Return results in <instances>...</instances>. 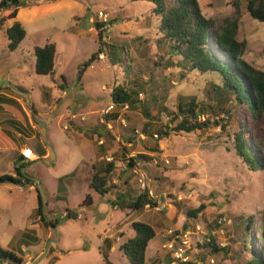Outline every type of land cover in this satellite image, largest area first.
Here are the masks:
<instances>
[{
    "label": "rangeland",
    "instance_id": "1",
    "mask_svg": "<svg viewBox=\"0 0 264 264\" xmlns=\"http://www.w3.org/2000/svg\"><path fill=\"white\" fill-rule=\"evenodd\" d=\"M75 1L81 6L72 15L67 30L49 31L50 36L45 33L27 36L13 51L7 48L5 33L7 23L4 18L8 11L0 13V19H4L0 25V83L11 88V85L21 86L25 88L23 92L29 93L26 97L17 90H14L16 93L10 92L17 97L28 117L31 115L29 104L36 108L35 121L42 120L46 132L39 123L33 127L43 134L49 152L43 163H31L21 170L32 185L19 184L21 181L0 182V246L16 251L14 236L33 228L40 237L39 242L25 248L22 264H106L101 253L104 247L102 236L117 226L114 237L118 236V241L115 249L107 255L112 264H126V257L119 247L133 235L131 222L139 220L149 224L160 222L163 227L151 240L153 243L150 242L148 264L156 263H152L154 256H150L154 248L162 254L168 253L162 244L171 229L190 232V264H198L195 262L196 254L204 236L209 233L219 247L226 249L213 257V264H246L251 237L253 244H257L255 237L263 225L264 172L249 169L235 151L232 134L241 115L237 114L232 101L224 106L229 110L228 114L209 116L210 122H219L217 125L210 124L190 133L172 132L159 141L161 153L149 152L154 160L145 165L147 171L141 164L135 172L132 171L131 187L146 188L157 200L155 208L120 211L107 202L111 195L99 196L88 187L94 162L115 158L116 166L123 167L128 156L146 153L147 146L152 144V140L143 144L139 141L124 144L119 140L126 124L139 133L144 118L138 110L114 106L107 114H116V119L109 117V121L105 120L103 110L111 103L110 88L114 82L123 79L127 65L132 64L135 74L142 73L144 81L152 74L149 89L153 93H165L161 91L167 83L163 78L169 79L165 88L169 111L174 109L179 95H198L199 99L207 100L204 94L214 79L211 75L195 71L183 72L170 62L164 66L153 64L167 46L155 44L161 36L159 20L151 12V3L147 0ZM197 1L205 17L214 19L216 25H220L223 18L233 16L235 4L238 5L236 38L246 44L242 59L264 70V23L250 17L246 10L247 0ZM99 10L107 14L110 26L109 30L101 32L100 41L95 27V22H99L96 18ZM46 39L56 45L55 69L50 76L37 75L33 69V46L43 45ZM102 43L104 58L99 60L96 56L82 78L78 79V65L98 47L102 48ZM124 50L132 59L128 64L120 60ZM130 78L136 76L130 74ZM140 98L145 99L147 95L141 94ZM169 118L163 116L162 120L169 122ZM179 121V117L175 118L173 124ZM93 128L104 135L103 139L93 134ZM251 132L264 152V122L252 125ZM138 137L145 139L140 133ZM99 146H103L104 152L98 149ZM122 146L127 148L126 152L122 151ZM13 150L0 149V176L14 175L16 152ZM36 159L34 156L31 160ZM75 169L74 175L58 181ZM153 176L158 179H153ZM37 192L44 203V219L46 222L56 220L54 227L44 228L36 215H30L37 206ZM86 194L91 196L92 204L80 206ZM55 195L60 197L56 201ZM201 203L205 205L203 211L196 218L185 221V211ZM66 209L75 211L78 216L64 218ZM248 217H251L252 225L244 240L239 224L246 223ZM225 219L232 221L229 223ZM182 222L186 229L180 227ZM161 264H168L166 258H162Z\"/></svg>",
    "mask_w": 264,
    "mask_h": 264
},
{
    "label": "trees",
    "instance_id": "2",
    "mask_svg": "<svg viewBox=\"0 0 264 264\" xmlns=\"http://www.w3.org/2000/svg\"><path fill=\"white\" fill-rule=\"evenodd\" d=\"M147 1L151 3V12L159 20L158 31L161 36L155 40V44L158 46L166 44L167 46L164 53L158 56L159 60H154L153 64L164 66L170 62L172 65L180 67L183 72L195 71L199 74L211 75L214 80H211L212 83L210 82L205 91L204 96L207 100L199 99L198 95H179L174 109L171 111L168 110L166 104L168 95L165 88L169 85V79L166 76H164L163 82L167 83L161 90L165 93L158 94L149 89L152 74H149L144 81L142 73L135 74L132 64L127 65L123 70V79L113 83L109 95L111 103L115 107H123L126 104L129 109L138 110L144 118L139 129V133L145 136L144 140L138 137V130L128 124L119 134V140L124 144H132L135 141L143 144L144 141L151 142L150 140H152V144L146 148L148 152L127 157L123 167L116 166L115 158L109 161L98 160L97 163L94 162L91 165L88 187L99 196L111 195L112 198H108L107 202L112 208L120 211H139L146 207L155 208L158 205L157 200L150 196L146 188L131 187L135 169L141 164L142 169L147 171L145 165L154 160L149 152L155 155L161 153L159 141L168 137L172 132L190 133L196 129H204L210 124L217 125L219 122H210L209 116L218 117L222 113L228 114L229 110H226L224 106L231 101L234 102V109L238 110L237 114L241 115L232 134L235 151L242 157L249 169L264 172V152L259 148L254 133L251 132L252 125L264 122V70H260L242 59L246 44L245 41H239L236 38L239 18L238 5L235 4L233 16L223 18L222 23L216 25L214 19L205 17L197 0ZM21 5H23L22 0H0V13L9 11L6 18H14L17 8ZM246 10L250 17L264 23V0H247ZM4 19H0V25ZM103 24L104 22H95L99 41L102 36L98 29ZM5 33L8 40L7 48L10 51L16 49L25 36V30L16 20L6 28ZM100 51L101 48L98 47L78 65V79H81ZM55 52L56 46L53 42H46L42 46L34 47L35 74L51 75L54 72ZM109 54L111 55V53ZM120 60L128 64L132 59H129L124 50V56ZM130 74L136 78H130ZM182 76L183 74H181ZM61 78L64 79L63 76ZM14 89H18L19 92L25 91V88L18 85H14V88L9 85L0 86V148L14 147L15 142L18 141L41 160H44L43 156L46 152L44 137L36 127H33V125H38L34 118L37 110L32 104H29L31 115L28 117L17 97L10 93H16ZM141 94L147 95V98H140ZM163 116H170L169 122H163ZM112 117L116 119V114ZM178 117L180 121L173 124L174 119ZM105 119L108 120V114ZM220 126L223 128L224 125ZM107 134L110 135L109 132ZM121 149L124 152L127 151L125 146H122ZM14 150L16 152V160L13 165L14 175H1L0 182L31 183L29 178L24 177L21 170H24L26 165L31 164L32 161L26 160V157L19 153L18 148L14 147ZM75 172L76 169L60 177L58 181L64 177L65 179L71 177ZM152 178L158 179L157 176ZM59 198L58 195L54 196L55 201ZM91 204L92 198L86 194L80 206H90ZM43 205L42 197L37 192V206L31 216L36 215L44 228L54 227L57 221H45ZM204 208L205 205L201 203L196 208L187 209L185 221L191 217L196 218ZM77 216L75 211L65 210L64 218L74 219ZM251 225V217H248L246 223L239 224L244 240L249 235ZM131 228L133 235L122 242L120 250L128 264H148L146 254L149 243L159 235L163 228L162 224L160 222L149 224L135 220L131 222ZM182 228L186 229V224L183 223ZM24 231L17 252L0 246V262L23 263L25 248L39 242V238L34 235L33 228H27ZM177 232L175 231V233ZM169 237L167 235L166 240H163L166 242ZM255 240L257 244H253L251 237L246 264H264V214L260 234L255 237ZM199 248L196 257L200 260L195 258V262L199 261L200 264H213V257L226 251L225 248L219 247L211 233L204 236V241ZM101 253L105 262L112 264L108 259L107 252L101 250ZM188 263L190 264V262L184 264Z\"/></svg>",
    "mask_w": 264,
    "mask_h": 264
},
{
    "label": "crops",
    "instance_id": "3",
    "mask_svg": "<svg viewBox=\"0 0 264 264\" xmlns=\"http://www.w3.org/2000/svg\"><path fill=\"white\" fill-rule=\"evenodd\" d=\"M79 6H81V4L79 2H76L75 0H26L25 2H23V5H21L20 7L17 8L15 17L14 18H6L5 23H7V27H9L13 23V21H15V20L20 22L23 29L25 30L24 38H26L27 36L39 35L42 33H45L46 36H50V34H48L49 31L52 32L55 30V31H63L64 32L65 30H67V28L69 26L68 24H69L71 18H73L72 15L75 13V11L77 9H79ZM65 7H67V13H65ZM8 13H9V11H8ZM6 16H7V14H6ZM89 22H91L90 18H89ZM7 27H5V28H7ZM45 41L48 42L47 39ZM34 47L35 46H33V49H34ZM33 66H34V64H33ZM33 69H34V67H33ZM59 75H60V73L58 74V76ZM47 76H50V75H47ZM60 78H61V76H60ZM0 84H2V83H0ZM2 85H7V84H2ZM2 85H0V86H2ZM11 86H12V88H14L13 85H11ZM47 87H50V86H47ZM14 90L18 91V89H14ZM26 93L29 94L28 92H26ZM112 115H114V114L111 113L108 115V121H109V117H111ZM6 117L8 118V116H6ZM34 117H35V115H34ZM107 125L110 126L111 124H109L107 122ZM92 131H93V134L95 136L103 139L104 135L102 136L99 131L95 130V128H93ZM14 146L16 148H18L19 153L22 152L23 155L27 151H30L26 146L21 145L18 141L15 142ZM0 149H2V150H4V149H10L11 150L12 149L13 150L14 148H0ZM98 149L100 151L104 152L103 146H99ZM24 151H26V152H24ZM32 154L35 157H37V159H40L34 153H32ZM48 155H49V152L46 149V152H45V155L43 156V158H47ZM31 161L33 164V160H31ZM19 184H22V181L19 182ZM29 184L32 185V183H29ZM182 223L179 224L180 227L182 226ZM116 230H117V226L111 227L108 231L104 232V235L102 236V245L104 247H102L103 248L102 250H104L106 252H111L115 249V243L118 241L117 240L118 236L114 237L116 235ZM24 233H25V231H21L19 234L14 236V237H16V240H17L16 241L17 247H16L15 252H17L18 247H20V245H21L20 239L24 235ZM34 235H36V233ZM37 237L40 238L39 236H37ZM104 239H106V240L104 241ZM151 243H153V242H151ZM149 245H150V243H149ZM152 249H153V247H152ZM148 254H149V251L147 249V254H146L147 259L149 257ZM53 256H56V255L54 254ZM150 256L151 257L154 256L152 259V263L156 262L155 264H161L162 258H166L168 264H175L176 263L175 261H173V259L170 257V255L168 253L162 254V253L156 251L155 248L153 249V252ZM126 264H128L127 259H126Z\"/></svg>",
    "mask_w": 264,
    "mask_h": 264
},
{
    "label": "built area",
    "instance_id": "4",
    "mask_svg": "<svg viewBox=\"0 0 264 264\" xmlns=\"http://www.w3.org/2000/svg\"><path fill=\"white\" fill-rule=\"evenodd\" d=\"M96 18L100 21V22H104L103 25H101L99 27V31L102 32L104 30H109L110 26L109 23L107 21V14L104 13L103 11L99 10L96 12ZM104 52H105V47H104V43H102V48L101 51L97 54V59L102 60L104 58ZM102 89H105V87L103 86ZM112 91V88L110 89V92ZM124 108H127V105L124 104L123 105ZM114 109V105L113 103H110L109 105H107L105 107V109L103 110L104 112V116H106V114L108 112H111ZM24 156L26 157L27 160H31L34 155L30 154V153H24ZM226 222L230 220H224ZM220 223V220H219ZM199 227V226H198ZM197 228V227H196ZM175 231L177 230H168V236L169 239L162 245V247L168 252V254L170 255V257L173 259V261L175 262H188L191 259V255L189 252V249L191 247V244L189 242V238H190V232L189 231H183L180 230L177 233H175ZM198 264H200L199 261H196ZM212 262V260H211Z\"/></svg>",
    "mask_w": 264,
    "mask_h": 264
},
{
    "label": "water",
    "instance_id": "5",
    "mask_svg": "<svg viewBox=\"0 0 264 264\" xmlns=\"http://www.w3.org/2000/svg\"><path fill=\"white\" fill-rule=\"evenodd\" d=\"M23 94L26 96V97H28V94L26 93V92H23ZM29 102V101H28ZM38 121V123L40 124V126L44 129V131L46 132V125H45V123L42 121V120H37ZM45 139H46V134H45ZM43 163V161L42 160H40V159H37V160H35V161H33V164H35V163Z\"/></svg>",
    "mask_w": 264,
    "mask_h": 264
},
{
    "label": "bare ground",
    "instance_id": "6",
    "mask_svg": "<svg viewBox=\"0 0 264 264\" xmlns=\"http://www.w3.org/2000/svg\"><path fill=\"white\" fill-rule=\"evenodd\" d=\"M27 153H30V154H32L30 151H28Z\"/></svg>",
    "mask_w": 264,
    "mask_h": 264
}]
</instances>
